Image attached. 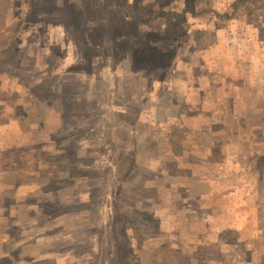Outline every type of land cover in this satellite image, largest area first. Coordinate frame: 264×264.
<instances>
[{
    "label": "rangeland",
    "instance_id": "rangeland-1",
    "mask_svg": "<svg viewBox=\"0 0 264 264\" xmlns=\"http://www.w3.org/2000/svg\"><path fill=\"white\" fill-rule=\"evenodd\" d=\"M0 264H264V0H0Z\"/></svg>",
    "mask_w": 264,
    "mask_h": 264
}]
</instances>
